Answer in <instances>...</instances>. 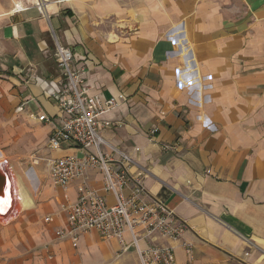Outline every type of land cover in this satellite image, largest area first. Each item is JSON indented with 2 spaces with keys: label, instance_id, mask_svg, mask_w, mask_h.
Masks as SVG:
<instances>
[{
  "label": "crops",
  "instance_id": "1",
  "mask_svg": "<svg viewBox=\"0 0 264 264\" xmlns=\"http://www.w3.org/2000/svg\"><path fill=\"white\" fill-rule=\"evenodd\" d=\"M57 42L73 51L91 97L117 101L101 115L114 122L105 150L128 152L149 194L188 222L172 243L177 264H264V0H13L0 9V143L35 140L49 158L81 154L49 145L64 116L52 97L63 82ZM91 184L104 193L100 173ZM50 185L42 197H55L39 209L55 230L64 192ZM52 242L55 264H141L134 248L95 231L77 247Z\"/></svg>",
  "mask_w": 264,
  "mask_h": 264
},
{
  "label": "built area",
  "instance_id": "2",
  "mask_svg": "<svg viewBox=\"0 0 264 264\" xmlns=\"http://www.w3.org/2000/svg\"><path fill=\"white\" fill-rule=\"evenodd\" d=\"M38 7L42 11L44 6ZM56 51L63 82L53 90L52 97L64 116L49 145L56 151L69 143L81 154L46 160L51 184L64 192L60 210L65 217L54 230L55 239L69 240L77 247L83 234L95 231L103 238L116 240L122 252L134 248L141 264H177L172 243L189 231L188 222L177 218L164 201L149 194L144 183L146 173L140 169L132 171L135 159L128 152L105 150L108 142L104 131L112 128L114 122L101 115L114 108L117 101L112 98L102 102L91 97L83 77L85 72L74 67L73 51L58 42ZM38 120L53 121L45 114H40ZM94 172L102 175L104 193L91 184ZM73 184H78L75 201L68 193ZM54 221L53 215L45 217L47 224ZM156 238L168 243H157Z\"/></svg>",
  "mask_w": 264,
  "mask_h": 264
},
{
  "label": "rangeland",
  "instance_id": "3",
  "mask_svg": "<svg viewBox=\"0 0 264 264\" xmlns=\"http://www.w3.org/2000/svg\"><path fill=\"white\" fill-rule=\"evenodd\" d=\"M12 5L13 0H0L1 10ZM34 142L15 136L6 143H0V155L3 153L0 163L4 162L17 175L29 199L24 208L21 196L15 199L13 214L8 218L10 221L0 220V264L56 263L55 258H49L52 253L46 250L55 239L54 228L45 222L47 215L39 209L41 204L51 203L55 197L54 193L49 199L42 197L45 187L51 186L46 161L50 151L45 144Z\"/></svg>",
  "mask_w": 264,
  "mask_h": 264
},
{
  "label": "bare ground",
  "instance_id": "4",
  "mask_svg": "<svg viewBox=\"0 0 264 264\" xmlns=\"http://www.w3.org/2000/svg\"><path fill=\"white\" fill-rule=\"evenodd\" d=\"M2 157H3V153H1L0 159ZM4 169L8 175V185L6 188V197H7L6 201L0 200V220L1 221H6L13 214L12 213L13 211H11V210H12V208H14L13 204H14L15 199H19L21 196L23 208L26 207L25 205H27V203L29 201V199L26 197V194H28V193H26V191L23 190L22 183L19 180V178L17 177V175L14 174V172L12 170H10V168L6 164L4 166ZM11 171L13 172L14 177H13ZM14 184H15V186H14ZM18 204H20V203L18 202ZM20 207H21V205H20ZM9 221H10V219H8V222Z\"/></svg>",
  "mask_w": 264,
  "mask_h": 264
},
{
  "label": "water",
  "instance_id": "5",
  "mask_svg": "<svg viewBox=\"0 0 264 264\" xmlns=\"http://www.w3.org/2000/svg\"><path fill=\"white\" fill-rule=\"evenodd\" d=\"M5 163H0V200L6 201V188L8 185V175L4 169Z\"/></svg>",
  "mask_w": 264,
  "mask_h": 264
}]
</instances>
